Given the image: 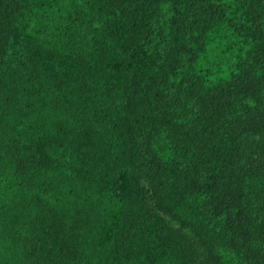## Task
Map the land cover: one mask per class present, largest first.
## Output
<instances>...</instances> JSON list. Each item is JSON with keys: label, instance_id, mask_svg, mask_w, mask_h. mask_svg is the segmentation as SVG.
<instances>
[{"label": "trees", "instance_id": "16d2710c", "mask_svg": "<svg viewBox=\"0 0 264 264\" xmlns=\"http://www.w3.org/2000/svg\"><path fill=\"white\" fill-rule=\"evenodd\" d=\"M0 264H264V0H0Z\"/></svg>", "mask_w": 264, "mask_h": 264}]
</instances>
